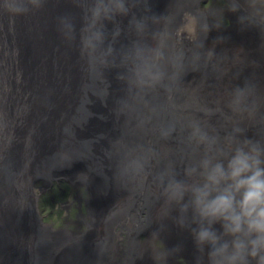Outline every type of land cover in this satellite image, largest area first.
Returning <instances> with one entry per match:
<instances>
[{"label": "bare ground", "instance_id": "obj_1", "mask_svg": "<svg viewBox=\"0 0 264 264\" xmlns=\"http://www.w3.org/2000/svg\"><path fill=\"white\" fill-rule=\"evenodd\" d=\"M165 1L166 15L180 17L181 23L183 14L189 12L211 28L207 37L214 32V23L210 19L206 21L208 17L198 8L199 0ZM70 11H77L73 0H47L42 11L27 17L12 18L0 13V229L8 236L2 262L22 250L21 264H37L43 246L45 259L52 263L57 262L61 252L75 248L80 253L79 264H136L138 260L144 264H185L175 261L179 256H187V264H195L197 251L192 260L191 250L186 253V243L190 240L188 230H182L175 222L160 229L171 216L165 217L162 209L158 229L148 241L135 242L137 210L142 204H148L140 194L127 198L129 204L135 203L133 208L127 205L118 208L120 200L112 201L106 208L91 210L87 204L111 186L132 188L131 181L139 176L135 169L144 159V150L154 149L162 159L174 155L172 144L180 140L179 131L181 136L186 135L187 126L179 125V138L172 144L160 145L157 137L154 146L147 143V137H152L147 132L156 135L160 129L155 118L163 107L175 109L178 116L184 114L189 120H201L210 134L213 133L209 117L200 110L210 107L209 95L195 83L186 86L193 96L190 102L182 90L184 104L177 94L183 86L181 83L173 87L171 94L163 88L147 94L130 91L119 78L125 69L118 55L114 60L110 58L107 67L90 64L80 55L77 45L61 37L57 18ZM133 11L137 16L151 17L148 9L140 4ZM228 14L234 26L232 29L219 26L218 38H223V42L216 40L212 47L215 55L204 72L197 75L203 74L201 80L207 78L213 59L217 56L229 61L231 47L238 45L222 82L226 97L247 79L255 80L264 97V37L258 29L249 27L248 21L238 22L239 14ZM241 14L247 16L246 12ZM157 15H163L161 9ZM177 23L175 18L173 29ZM122 26L124 30L115 44L117 52L137 39L135 32L128 28L127 18ZM160 27L162 23L149 20V32L144 38L151 42V32ZM204 39L203 35L192 38L183 35L174 38L172 45L183 49L186 61L198 53L197 45ZM260 113L264 114V106ZM236 122L247 130L249 138L264 134V126L258 123L239 116ZM17 143L22 151L17 153L13 164L17 146L13 147ZM190 148L195 151L194 145ZM195 153L200 155L202 150ZM74 170L79 175L77 184L87 190L78 203L86 209V214L80 215L79 222L72 220L75 228H64L62 232L45 222L35 206L37 181L73 182L75 177L70 173ZM148 171L144 168L141 173ZM139 179L143 178L139 176ZM141 181L134 192L141 190ZM147 194H154V189ZM147 207L152 209L145 219L150 224L154 207L153 204ZM124 233L127 236L123 237ZM126 239H129L127 247L120 243ZM156 241L160 248L155 245Z\"/></svg>", "mask_w": 264, "mask_h": 264}, {"label": "clouds", "instance_id": "obj_2", "mask_svg": "<svg viewBox=\"0 0 264 264\" xmlns=\"http://www.w3.org/2000/svg\"><path fill=\"white\" fill-rule=\"evenodd\" d=\"M77 9L57 18L58 31L69 44L79 48L80 55L90 64L109 65L118 55L125 72L119 77L130 91L147 94L163 88L171 94L179 85L186 70L185 53L172 45L174 38L203 35L211 28L189 12L183 14L175 28L174 15L137 16L134 9L148 0H73ZM227 11L238 15V22L258 29L264 37V0H224ZM47 0H0V13L21 18L42 11ZM247 13V16L241 13ZM137 39L117 52L115 44L123 32L122 21ZM149 20L162 27L151 32ZM217 42H223L218 38ZM201 41L197 47L203 48ZM208 55L214 56L211 49ZM195 59L199 55L194 54ZM264 97L253 79L231 89L226 107L239 116L264 126ZM201 112L211 117L219 113L231 121L220 107H202ZM187 142L201 157L184 168L178 178L174 167L161 170L154 180L163 189L162 214L175 211V223L188 230L198 255L195 264H264V134L259 138L247 135V130L236 122L232 131L221 137L211 133L199 119L187 123ZM176 132V122L170 121L159 129L162 140ZM154 158L158 154L148 149ZM147 158L137 163L143 171ZM217 225L219 227H217ZM179 248L175 251L179 252ZM163 255V254H162Z\"/></svg>", "mask_w": 264, "mask_h": 264}, {"label": "rangeland", "instance_id": "obj_3", "mask_svg": "<svg viewBox=\"0 0 264 264\" xmlns=\"http://www.w3.org/2000/svg\"><path fill=\"white\" fill-rule=\"evenodd\" d=\"M163 3H166V1L165 0H148L147 5H145L144 3H140V5L145 10L153 9L152 12L155 15L160 13V9H161L163 12L162 16H164L167 14V12L166 13L164 12L165 5H163ZM198 8H200L203 11L204 16L208 17L206 21H208L209 19L212 20V22L214 23V32L211 33L209 37L202 40L204 46L203 48H199L198 50L199 59H195V57L193 56L191 57V59L185 61L187 65V70L180 82L181 85L183 86L178 91L179 92L178 95L181 96L180 103L184 104L182 100L183 99L182 90H184L187 96V100H189L190 102L191 100H193V96L190 94L189 91L186 90V86L192 83L201 85L202 88L207 93V95H209V99H210L209 108L220 107L223 109L224 113L227 116L229 115L230 117H235V118H232L231 121L225 119V116H222L219 113H217L214 116L209 117V123L214 128V132L222 136L232 131V128L237 120V116L233 115V113H231L229 109L226 107L227 97L225 94V85L222 82L224 81L225 72L228 70L230 64L232 63V61L234 60L238 52L237 51L238 45H233V47H231L232 54H231V59L229 61H224V60L222 61L218 59L216 56L213 59L212 64H210L209 66L210 69L207 72L208 74L207 78L201 80L203 74L198 76L197 73L202 70L204 72V70L207 68L208 62L211 60L212 56L210 57L208 55V52L209 50L212 49L214 43L216 42L218 38L219 26L222 24L224 26V29H226V27L231 25V21L233 19H231V17L228 14L227 7H226V4L224 3V0H199ZM135 15H137V13H135ZM175 18H177V22H178L177 25H179L180 17H175ZM175 48L180 49V47L178 46H176ZM186 104H190V103H186ZM164 108H166L167 112L172 111L173 113L174 111H176L175 109H169V107H164ZM181 116L182 118L179 119L178 124H181L182 127H186L189 119L184 114L183 115L181 114ZM250 132H252V129H250ZM41 134H45V132L42 131ZM179 134L180 136L182 135L180 131H179ZM17 139L19 141V135H17ZM156 143H157V140L154 139V141L152 142V146H154V144ZM177 145L178 144H175V143L172 144L173 150H175V153L174 155H170V156L167 155V158L165 161H163V159L158 156L153 158L151 154L147 152V150H144L145 151L144 158H147L149 160V162L145 165L144 168L149 169V171L145 172L142 175L141 171H139L138 168L135 169V171L137 170V173H139V176L141 177V179L143 178L141 181L139 179V176L137 177L136 175L137 186L140 183V181L142 183L141 190L138 192L129 191L126 196L120 199L118 208H121L124 205H127L128 208H133L135 206V203H133L132 205L129 204V202L127 201V198L133 196L134 194H140L143 197V199L146 202H148V204L147 203L142 204L137 210L138 228L134 234V237L136 239L135 242L141 241V243H144L148 241L150 235L154 233L159 227V221H160L159 213L164 205V198L162 196L163 189L161 186L156 185L157 183L155 182L154 177L161 170H163V164L165 163L166 167H168L169 165H172L174 167L177 177L183 178L182 169L184 167V164H183V161L180 159L179 153L176 152L175 147ZM15 147L18 148L20 151H22V146H20V144L18 143L15 144L13 149ZM196 151L197 150H195L194 152ZM155 161H156V164H154ZM53 171L55 173L56 169L53 168ZM75 173H77V170H74L70 173L72 176L75 177L73 182L72 181L68 182L66 180H60L58 182L49 183L48 181H46V179H39L38 185H37L38 196L36 197V203H37L39 213L42 215V218L44 219V221L50 224L53 227V229L59 230V231L61 230L62 232H64L63 231L64 228H68L71 226H74L75 228L76 225L75 223L72 222V220L79 222L81 220L80 215L86 214L85 212L86 209H84L81 205L79 206L78 204V199H79L78 195L86 194L87 190L84 189L85 188L84 186L77 184L79 181V175L76 177ZM67 185L74 187L80 194H77V191L73 190L71 195H67L66 194L68 193L66 189L68 187ZM111 187H114V186H111ZM118 187L120 186L118 185L115 186V188H118ZM151 189H154V194L148 195L147 192ZM110 191L111 190L104 192V194L101 195L100 197L93 198L91 202L87 205V207L90 210L93 209L94 208L93 205L95 204V202L103 197H106ZM150 200H152V202H149ZM151 204H153L154 211H152L151 213L152 215L151 223L147 224L145 222V218L149 216L152 210V209H148L147 206ZM80 210H81V213H80ZM176 214L177 213L173 211L171 213L170 218L164 224L165 225L164 228L161 225L160 229H165L166 227L173 226L175 222ZM70 221L71 223L69 224ZM217 227L219 226L217 225ZM188 234H189L190 240H188V242L186 243V247H187L186 253L188 254L191 250V256H192L191 260H192V258L195 257L197 250L195 248L193 239L189 231H188ZM124 236H127V234L124 233L123 237ZM128 240L129 239H126L124 241H121L120 243L127 247ZM129 242L133 245L132 240H130ZM155 245L158 246V248L161 247L159 246L158 241H156ZM191 260L189 259V261ZM175 261L177 262L181 261L187 264L188 258L187 256H179L178 258H175ZM136 264H144V263L142 260H138Z\"/></svg>", "mask_w": 264, "mask_h": 264}, {"label": "water", "instance_id": "obj_4", "mask_svg": "<svg viewBox=\"0 0 264 264\" xmlns=\"http://www.w3.org/2000/svg\"><path fill=\"white\" fill-rule=\"evenodd\" d=\"M153 10V9H152ZM152 10H148V12H150V15H153ZM234 26V21H231V25L230 27L226 28V29H232V27ZM179 94V92L177 93ZM170 109V107H169ZM182 116H177L176 112L174 111L172 113V111H166V108L163 107V110L161 111V113L155 118L156 119V124L161 127L162 125H166L168 122L170 121H175L176 122V132L173 134V136L168 139V140H162L160 138V133L159 131L156 132V135H154L155 132H153L152 134L150 132H147L148 135L152 136V137H147V143H152L153 139H155L157 137V140H159V144L163 145L165 142H168L170 144L173 143V141L176 140L179 131V119H181ZM187 136H188V131H186V135L180 136V140L178 141V145L175 147L176 148V152L179 153L180 155V159L183 161L184 167H186L188 164L193 163L194 161L198 160L201 155H198L194 152V150H192L187 142ZM20 152V150L18 148H16L14 150L13 153V164H14V160H15V156L17 155V153ZM166 158H163V161H165ZM39 181V180H38ZM37 181V182H38ZM121 194V192L116 193V192H111V194L109 196L103 197L101 199H99L98 201L95 202V204L93 205V207H100V208H106L109 206V204L112 203V201L116 200V196ZM33 196V195H32ZM88 205V204H87ZM36 206V204H35ZM6 236L5 233L0 229V264H21L22 262V258L24 256V252L21 250L19 251V253L14 256L11 257L7 260V262L3 263V257L2 255H4V252L6 251V247L8 242L6 241ZM45 252L43 251V246L40 250V255L38 257V259H36L37 264H79L80 263V253H78L77 250H75V248H71V249H67L65 252H61V256L58 258L57 262L52 263L49 262L47 259H45Z\"/></svg>", "mask_w": 264, "mask_h": 264}]
</instances>
